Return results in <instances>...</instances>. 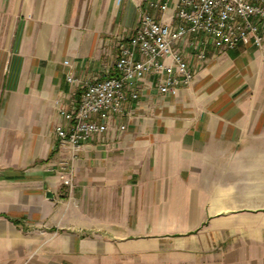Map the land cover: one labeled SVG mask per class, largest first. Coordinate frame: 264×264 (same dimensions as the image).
Returning <instances> with one entry per match:
<instances>
[{
    "label": "crops",
    "instance_id": "obj_1",
    "mask_svg": "<svg viewBox=\"0 0 264 264\" xmlns=\"http://www.w3.org/2000/svg\"><path fill=\"white\" fill-rule=\"evenodd\" d=\"M174 1L0 0V264H264V47L190 50L189 86L148 75L87 139L70 199L54 169L82 91L68 75L113 73L141 15L173 22Z\"/></svg>",
    "mask_w": 264,
    "mask_h": 264
},
{
    "label": "built area",
    "instance_id": "obj_2",
    "mask_svg": "<svg viewBox=\"0 0 264 264\" xmlns=\"http://www.w3.org/2000/svg\"><path fill=\"white\" fill-rule=\"evenodd\" d=\"M149 6L163 14L169 9L167 1H150ZM172 7L173 22L148 12L141 15L133 33L119 41L113 73L87 81L68 75L70 83L82 84V91L71 109H60L65 123L56 125L55 135L68 154L54 169L69 199L78 152L90 136L107 132L111 117L122 113L128 98L138 97L139 81L154 75L161 93L176 94L195 76L190 50L202 60L210 46L233 49L239 43H253L264 47V0H175Z\"/></svg>",
    "mask_w": 264,
    "mask_h": 264
}]
</instances>
